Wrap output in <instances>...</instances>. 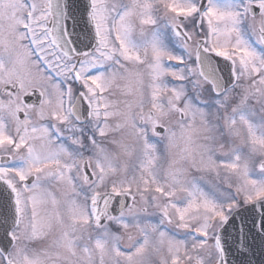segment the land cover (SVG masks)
I'll use <instances>...</instances> for the list:
<instances>
[{"label": "snow or ice", "instance_id": "snow-or-ice-1", "mask_svg": "<svg viewBox=\"0 0 264 264\" xmlns=\"http://www.w3.org/2000/svg\"><path fill=\"white\" fill-rule=\"evenodd\" d=\"M0 264H264V0H0Z\"/></svg>", "mask_w": 264, "mask_h": 264}]
</instances>
